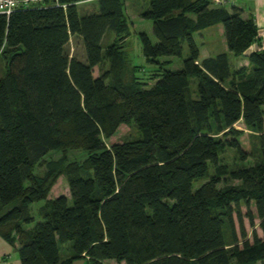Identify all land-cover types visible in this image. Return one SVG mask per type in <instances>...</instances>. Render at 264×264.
Here are the masks:
<instances>
[{"label": "trees", "instance_id": "trees-1", "mask_svg": "<svg viewBox=\"0 0 264 264\" xmlns=\"http://www.w3.org/2000/svg\"><path fill=\"white\" fill-rule=\"evenodd\" d=\"M83 1L0 13V236L18 240L21 264H264V46L245 55L261 41L253 19L209 0H148L139 14L151 20L155 40L144 31L139 39L159 69L148 85L124 54L126 0L79 12ZM216 24L228 52L247 65L233 67L227 52L199 59L194 34ZM72 35L82 39L83 59L65 50ZM183 43L182 66L165 68L159 58L181 56ZM238 121L257 134L253 163ZM121 124H133L139 137L107 145ZM225 148L239 165L221 161ZM70 149L86 158L63 167L69 196L47 198L61 170L41 178L35 167ZM225 179L237 183L218 186ZM40 201L42 219L26 228L35 221L30 204ZM251 203L261 235L252 230L249 240L241 229L239 244L233 213Z\"/></svg>", "mask_w": 264, "mask_h": 264}, {"label": "rangeland", "instance_id": "rangeland-1", "mask_svg": "<svg viewBox=\"0 0 264 264\" xmlns=\"http://www.w3.org/2000/svg\"><path fill=\"white\" fill-rule=\"evenodd\" d=\"M97 1L98 0H85L82 3L78 4L79 12L88 11L92 12L97 9ZM148 4V0H126L125 1V12L128 19V26H129V35L125 38V49L124 54L129 62V66H137L138 69L136 71V75L141 77L142 80L146 81L148 85L153 83L152 78L149 76L152 75V70L156 72L155 69H158V65L148 61L143 52L142 46L139 39V32L144 31L146 34L154 41V37L152 35V22L151 20L143 19L140 17V10L146 8ZM216 26V25H215ZM214 26L204 30V35L206 33H212L210 36L204 38H200L197 34H194L196 37V43L198 47L202 48V42L208 41L210 43L208 46L209 50H215L217 47L221 46V39L222 36L218 34L217 28H213ZM114 35L112 32H109L103 40L104 45H108L113 41ZM208 38V39H207ZM124 47V46H123ZM220 49V48H219ZM65 50L68 52L69 56H75L79 59H83L84 49H83V42L82 39L78 36L72 35L66 44ZM217 51L214 52V54ZM188 54L186 43L182 45V52L181 56H162L159 58V61L164 62V67L167 69H176L182 66V60L186 58ZM203 53L200 54L202 56ZM230 55V62L233 61L235 58L232 54ZM238 65V66H237ZM236 68L242 66L241 63H237ZM109 67V63L106 61L105 63L101 64L94 68V75H98L102 73L105 69ZM235 67V66H233ZM159 70V69H158ZM4 71V62L0 59V74ZM150 73H152L150 75ZM149 77V78H148ZM196 80L190 78V86H189V96L195 97L196 96ZM234 127L238 130L243 129L242 133L237 137L239 140L241 148L246 153V163H253L257 159H260V150H259V141L257 138V134L252 132L250 129L244 127L242 121H238L235 123ZM139 132L137 131L136 127L133 124H121L115 134H113L110 138L105 139V143L110 145L112 143L122 142L125 140H133L139 137ZM221 136V134H218ZM230 137V136H229ZM86 158V152L82 149H70L65 153L60 151H52L49 153L41 162V164L35 167V173L39 177H44L46 173L53 170V172L61 170V172L57 173L55 176V180L52 182L50 189L47 194V198H54L58 195L64 194L69 196L68 190V182L65 172L63 171V167L70 163V162H82V160ZM220 159L223 163L228 164V166L233 167L239 165L241 162L239 161V157L236 155L234 150L230 148H225L224 151L220 153ZM212 172V169H210ZM206 180V179H205ZM204 182V179L194 182L193 186L197 187L199 184ZM237 183L235 180L225 179L221 181L218 186H223L224 184H233ZM42 202H33L30 204L31 213L35 217V221L33 223L27 225L26 227H31L34 222L41 220L42 218L39 217L37 214L39 210V206ZM249 213L253 216L255 215V207L254 204L251 203L250 207L247 208L244 204L239 205L238 211H234L233 213V221L235 224V230L238 234L239 244L242 242L241 238V229H244L246 233V238L252 240V230H256L258 235H261L260 229L258 227L259 220L254 217L253 224H251L249 219ZM71 242L65 243L60 248V254L62 257L68 256L69 251L67 250V246ZM107 264H125L124 262H117L115 260H107ZM256 264H262L261 261H258Z\"/></svg>", "mask_w": 264, "mask_h": 264}, {"label": "crops", "instance_id": "crops-1", "mask_svg": "<svg viewBox=\"0 0 264 264\" xmlns=\"http://www.w3.org/2000/svg\"><path fill=\"white\" fill-rule=\"evenodd\" d=\"M227 10H231L233 7L240 8L242 10L241 16L245 19L252 18L257 26L258 35L260 37V43H253L249 49L245 52V55L249 54L251 51L258 50L262 46H264V0H227V3L223 5ZM212 27V26H211ZM210 28V27H208ZM208 28H205L195 34L199 36L200 38H204L210 36L212 33H206L204 35V30H207ZM213 28H217L218 34L222 36L221 39V46L215 50H209L208 41L202 42L203 47H199V59H203L209 56H214L219 52H227L230 60L231 53L228 52L227 46L225 43V37L223 33V26L221 24L214 25ZM194 39L196 41V37L194 36ZM208 39V38H207ZM217 51L215 54L214 52ZM202 56H200V54ZM241 63V65H247V59L245 56L241 58H234L231 64L236 67L237 63ZM238 66V65H237ZM27 228V227H26ZM20 246V243L18 240L14 242V244H11L7 242L3 237L0 236V264H21L20 258H19V252L18 248Z\"/></svg>", "mask_w": 264, "mask_h": 264}, {"label": "built area", "instance_id": "built-area-1", "mask_svg": "<svg viewBox=\"0 0 264 264\" xmlns=\"http://www.w3.org/2000/svg\"><path fill=\"white\" fill-rule=\"evenodd\" d=\"M47 0H0V13L9 14L15 8L29 7L33 5H45ZM53 1L54 5L59 6L58 0ZM214 6H223L227 3V0H209ZM64 6V5H62Z\"/></svg>", "mask_w": 264, "mask_h": 264}, {"label": "water", "instance_id": "water-1", "mask_svg": "<svg viewBox=\"0 0 264 264\" xmlns=\"http://www.w3.org/2000/svg\"><path fill=\"white\" fill-rule=\"evenodd\" d=\"M73 264H84V261L83 260H76V261H74Z\"/></svg>", "mask_w": 264, "mask_h": 264}]
</instances>
